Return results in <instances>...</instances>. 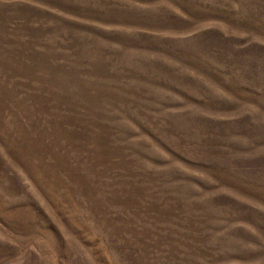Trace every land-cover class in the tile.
I'll return each mask as SVG.
<instances>
[{
  "label": "rangeland",
  "instance_id": "rangeland-1",
  "mask_svg": "<svg viewBox=\"0 0 264 264\" xmlns=\"http://www.w3.org/2000/svg\"><path fill=\"white\" fill-rule=\"evenodd\" d=\"M0 264H264V0H0Z\"/></svg>",
  "mask_w": 264,
  "mask_h": 264
}]
</instances>
